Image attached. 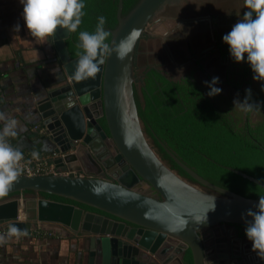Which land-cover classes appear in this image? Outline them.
I'll return each instance as SVG.
<instances>
[{
  "label": "water",
  "instance_id": "1",
  "mask_svg": "<svg viewBox=\"0 0 264 264\" xmlns=\"http://www.w3.org/2000/svg\"><path fill=\"white\" fill-rule=\"evenodd\" d=\"M166 1L139 0L123 17V1L119 0L117 26L106 29L111 34L110 46L130 37L134 29L146 33L151 18ZM70 34L58 29L52 37L66 84L39 102L37 111L46 141L55 146L52 153L62 155L54 164L69 165L71 174H22L8 196L30 191V199L22 203L17 199L0 201V226L16 225L29 233L31 222L56 223L73 233L94 235L85 241L94 264H184L187 250L193 264H230L227 255L232 246L222 234L224 226H231L235 239L240 240L236 226L246 227L245 221L251 217L244 214L249 209L257 211L259 199L245 198L208 182L160 142L194 184L180 177L154 152L139 119L133 92L134 56L141 36L132 42L131 51L123 59L116 52L104 57L95 79L76 82L72 74L78 58H70L65 43ZM101 118L108 134L99 123ZM74 164L85 176L73 172L70 166ZM225 168L264 188L257 179ZM145 188L153 189L159 197L146 196ZM39 193L76 202L110 217L85 212L76 205L38 199ZM213 202L215 210L206 213L205 222L197 223ZM20 210L27 214V222H19ZM209 258L213 260L209 262ZM236 259L232 256L231 260ZM252 264H264V259Z\"/></svg>",
  "mask_w": 264,
  "mask_h": 264
},
{
  "label": "trees",
  "instance_id": "2",
  "mask_svg": "<svg viewBox=\"0 0 264 264\" xmlns=\"http://www.w3.org/2000/svg\"><path fill=\"white\" fill-rule=\"evenodd\" d=\"M118 1L84 0L85 15L82 17V23L65 42L71 59L78 58L76 53L80 49L76 45L79 43V32H94L99 16L103 15L106 18L105 30L116 28ZM122 1L124 17L139 0ZM110 40L111 35L107 42ZM214 54L232 62L226 78L219 80L215 86L230 88L243 99L246 95L245 90L251 89V99L261 104L260 111L245 114L234 107L231 100L208 96V91L194 77L195 71L199 70L208 80H212L211 73L204 69V59L198 62L190 73L165 62L142 66L134 73L133 83L138 116L144 133L151 140L158 156L180 177L196 184L169 157L160 142L182 163L208 182L245 198L259 199L264 197V188L230 172L225 167L243 172L264 183V97L253 90V72L246 62V57L245 61H242L243 66H240L241 62L237 63L231 58L228 46L223 43L220 36ZM136 83L139 84V90ZM253 115L257 116L256 121H253ZM99 123L108 134L104 118H101ZM36 127L38 131L43 130L40 126ZM21 193L32 194L30 191ZM39 196L110 217L58 196L45 193H39ZM236 228L242 229V235L245 236V227ZM183 263L193 264L190 250L185 252Z\"/></svg>",
  "mask_w": 264,
  "mask_h": 264
},
{
  "label": "crops",
  "instance_id": "3",
  "mask_svg": "<svg viewBox=\"0 0 264 264\" xmlns=\"http://www.w3.org/2000/svg\"><path fill=\"white\" fill-rule=\"evenodd\" d=\"M234 1L200 0L198 6L201 5L202 9L195 10L194 15H197L194 18L182 19V22L193 25L203 21L202 28L196 27V31L194 30L199 34L211 30L210 24H212L214 30L211 33L214 38L211 37L210 40L213 47L214 45L216 47L219 39L217 29H220V24L215 16L216 12L210 10L211 5L233 8ZM242 1L244 7V0ZM245 11L247 9L244 7L242 12ZM17 24L20 25L19 31L15 30ZM185 29L189 35V31H193L190 26ZM204 55L199 57L204 60ZM199 57L193 54V65ZM203 62L207 72L206 60ZM194 68L195 65L191 70ZM197 71L200 72L196 70L194 77ZM66 81L67 77L54 48L52 37L44 44L39 43L30 36L24 26L20 0H0V111H7L26 126L20 137L12 141L14 145L21 147L25 157L30 158L31 152L36 150L40 152V157L47 158L54 151L55 146L43 141L46 130H37L36 126L41 125L37 106L50 92L66 84ZM26 115H30L31 119L26 120ZM43 145L48 146L47 151H42ZM0 228L3 229L0 234H6L8 226ZM242 232L237 231L240 240L235 239L232 229L229 231L224 229L222 232L224 236L231 237V241H237L239 246L236 255L233 254V249L232 252L230 251L227 255L228 259L230 261L232 256L237 259L242 258L238 264H245V258L251 256L253 260L248 264L255 263L257 254L242 250L250 244L243 243ZM92 236L94 235L69 232L68 229L56 224L36 223L32 225L26 237H21L18 241L13 238L7 244L0 246V264H94L93 258L90 257L91 250L86 248L85 243L86 239ZM215 256L217 259L216 253L213 257ZM208 260L211 262L210 258ZM171 264L180 263L174 261Z\"/></svg>",
  "mask_w": 264,
  "mask_h": 264
},
{
  "label": "clouds",
  "instance_id": "4",
  "mask_svg": "<svg viewBox=\"0 0 264 264\" xmlns=\"http://www.w3.org/2000/svg\"><path fill=\"white\" fill-rule=\"evenodd\" d=\"M22 4V18L24 26L31 37L39 43L44 44L47 39L54 37L58 29L66 30L69 33L76 32L82 23L85 8L84 0H20ZM244 7L247 9L242 18L235 23L231 31L222 36V41L228 46L231 58L240 63L245 61L253 72L254 81L264 82V0H244ZM94 32L80 31L78 34L79 43L76 45L80 51L75 62L72 79L76 82L95 79L104 63V57L116 52L118 58L123 59L130 51L132 42L139 39L141 31L132 30L130 37L120 41L115 47L107 42L110 32L105 30L106 18L101 15ZM15 30H20V25H15ZM209 91L208 96H215L221 93L222 89L215 85L219 83L218 77H213L210 82H205ZM246 95L243 101L235 99L234 107L247 114L260 111L261 104L251 99V89L245 90ZM87 99V97H85ZM30 120V115L25 116ZM0 200L8 196L14 185L18 182L24 171L25 155L21 147L12 143L17 140L26 126L9 115L7 111H0ZM48 146L43 145L42 151H47ZM40 152H31L32 160L38 161ZM99 192V189L96 190ZM257 211L249 209L244 215L251 217L246 220L245 236L251 241L252 250L257 256L264 259V197H259L255 206ZM215 204L206 210L203 217L198 218L197 223L205 222L206 213L214 211ZM243 219V216H242ZM28 231L10 225L6 234H0V246L7 244L15 238L26 237Z\"/></svg>",
  "mask_w": 264,
  "mask_h": 264
},
{
  "label": "rangeland",
  "instance_id": "5",
  "mask_svg": "<svg viewBox=\"0 0 264 264\" xmlns=\"http://www.w3.org/2000/svg\"><path fill=\"white\" fill-rule=\"evenodd\" d=\"M200 4V0H167L153 15L151 18L149 25L147 26L146 33H143L139 39V42L136 46L135 56H134V73H136L142 66L148 63H161L165 62L166 64H175L177 66H182L186 73H188L192 68V56H201L204 55L206 60L205 65L208 71L211 73L212 77H218L219 80H224L227 76L228 70L231 68V60H223L219 57V55L214 54L215 50H211L213 47L211 44L210 38H214L211 32L212 24H210L211 30H207L202 32L204 37L201 38L199 32L196 31L195 24L190 25L188 23L182 22V19H190L194 18L195 10H201L202 7ZM242 0H235L233 8H226L225 6H215V4L211 5L210 10L216 12V18H218V22L220 24V29H217L219 36L222 38L223 35L227 34L231 31L232 26L237 23L240 18L243 16L242 9L243 7ZM226 10L228 11L226 13ZM209 20V19H208ZM190 26L193 31H189V33L185 31V28ZM209 26V25H208ZM183 27V28H182ZM202 27V25H201ZM164 28V29H163ZM195 30V31H194ZM187 33V34H186ZM186 38V39H185ZM201 38V39H200ZM205 39V40H203ZM172 40V41H170ZM177 45H181L184 48L183 50H179ZM211 50V51H210ZM190 51V52H189ZM209 51V52H208ZM207 52V53H206ZM244 62L240 63V66H243ZM195 78L198 83H200L206 91H209L205 82H210L205 75L200 72H196ZM135 82V81H134ZM136 86L139 90V84L136 83ZM222 89L221 93L215 95L216 98L220 99L225 98L226 100L234 101L235 99H239L243 101V98L240 94H234V92L230 88H225L223 86H216ZM253 90L256 94L264 97V82L254 81L253 80ZM238 109V108H237ZM253 121L257 120V116H252ZM150 146L156 152L153 147L151 140L146 137ZM71 152V151H70ZM157 153V152H156ZM158 155V154H157ZM62 155H56L52 153L50 156L40 157L44 159L46 164V168L43 172H40L42 175H68L71 174L69 172V165H64L63 167H56L54 161L58 158H61ZM74 173L78 176H85L84 173L77 169L78 165L74 164V166H70ZM71 169V170H72ZM144 194L148 197L158 198L157 193L151 188H145L143 190ZM29 197L28 194L19 193L15 195V197L11 199H17L22 203ZM38 199L40 196L38 195ZM8 200V199H7ZM20 221H26L27 214H25L22 210H20L19 214ZM6 227L7 225H1L0 227ZM226 231L231 230V226H224ZM237 231H243L242 229ZM202 233H205L203 231ZM228 238L230 246L234 250L233 254L236 255L237 251H239V246L237 241H231ZM250 243L246 247H243L246 252H251V254H255L252 250L251 241H249L246 236H244L243 243ZM209 244V243H208ZM209 250L208 252H210ZM231 251V250H230ZM212 252V251H211ZM245 252V253H246ZM238 260L231 261L230 264H238L240 261ZM260 260L258 256L255 258L256 260ZM213 259L210 258V261ZM244 260V259H243ZM251 256L249 258H245V264L252 262ZM262 260V259H261ZM233 262V263H232Z\"/></svg>",
  "mask_w": 264,
  "mask_h": 264
},
{
  "label": "built area",
  "instance_id": "6",
  "mask_svg": "<svg viewBox=\"0 0 264 264\" xmlns=\"http://www.w3.org/2000/svg\"><path fill=\"white\" fill-rule=\"evenodd\" d=\"M28 160H31V157H25V161H23L22 163L24 164V171H23V175L26 176H40L42 174H40V172H43L44 169L46 168V162L44 159H39L38 161L36 160H32L31 163H27ZM0 231H3L2 228H0Z\"/></svg>",
  "mask_w": 264,
  "mask_h": 264
},
{
  "label": "flooded vegetation",
  "instance_id": "7",
  "mask_svg": "<svg viewBox=\"0 0 264 264\" xmlns=\"http://www.w3.org/2000/svg\"><path fill=\"white\" fill-rule=\"evenodd\" d=\"M202 23H203V21H202ZM202 23H199V21H198V23L196 22L195 25L198 26V28H202V27H201ZM192 26H193V25H192ZM202 26H203V25H202ZM185 31L187 32L186 29H185ZM201 31H202V30H201ZM186 34H187V33H186ZM188 36H189V34H188ZM200 37L203 38V37H204V34H200ZM201 38H200V39H201ZM185 39H186V38H185ZM203 40H205V39H203ZM170 41H172V40H170ZM177 47H178L179 50L181 49V50L184 51V48H183L181 45H177ZM215 48H216V47H215V45H214V47H212V48H210V49H211V50H212V49L215 50ZM211 50H210V51H211ZM189 52H190V51H189ZM208 52H209V51H208ZM206 53H207V52H206ZM202 57H203V56H202ZM202 60H203V58L201 59V57H199L198 59L195 60L196 62L194 61V65L196 66V64H198V62H201ZM192 62H193V61H192ZM172 65H174V64H172ZM194 65H193V63H192V68L194 67ZM190 71H191V70H190ZM190 71H189V72H190ZM189 72H188V73H189ZM64 85H65V84H64ZM64 85H63V86H64ZM61 87H62V86H61ZM61 87H59V88H61ZM59 88H57V89H59ZM57 89H55V90H57ZM55 90H53V91H55ZM53 91H52V92H53ZM50 93H51V92H50ZM50 93H49V94H50ZM43 141H46L45 136L43 137ZM51 154H52V153H51ZM107 178H108V177H107ZM18 194H19V193H18ZM18 194H12L11 196H7V197H5L3 200H0V201H7V199H8V200H13V199H11V198L15 197V195H18ZM23 194H24V193H23ZM28 195H29V194H28ZM30 195H31V194H30ZM157 195H158V194H157ZM158 197H159V196H158ZM27 199H30V196H29ZM27 199H26V200H27ZM85 212H87V211H85ZM19 222H27V220H26V221H20V218H19ZM36 223H39V224H40V223H42V222H31V223H30V224H31V229H32V225H33V224L35 225ZM49 224H56V223H49ZM56 225H57V226L64 227V226H62V225H60V224H56ZM64 228H66V227H64ZM31 229H30V231H31ZM66 229H68V228H66ZM68 230H69V229H68ZM30 231H29V232H30ZM69 232H71V231L69 230ZM77 233H80V232H77ZM236 260H238V259H236Z\"/></svg>",
  "mask_w": 264,
  "mask_h": 264
},
{
  "label": "bare ground",
  "instance_id": "8",
  "mask_svg": "<svg viewBox=\"0 0 264 264\" xmlns=\"http://www.w3.org/2000/svg\"><path fill=\"white\" fill-rule=\"evenodd\" d=\"M30 214V216H32V213H29ZM222 235V234H221ZM223 236V235H222ZM229 236H231V235H229ZM225 244V242H223V245ZM223 249H225L224 247H223Z\"/></svg>",
  "mask_w": 264,
  "mask_h": 264
}]
</instances>
